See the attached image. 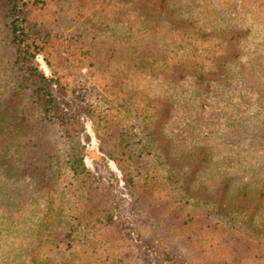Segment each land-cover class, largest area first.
<instances>
[{
    "label": "rangeland",
    "instance_id": "374dc122",
    "mask_svg": "<svg viewBox=\"0 0 264 264\" xmlns=\"http://www.w3.org/2000/svg\"><path fill=\"white\" fill-rule=\"evenodd\" d=\"M17 1L25 41L37 43L20 62L52 79L54 102L74 120L87 180L48 184L35 163L30 191L19 185L31 176L25 145H16L33 133L14 115L27 91L10 92L14 15L0 0V264H264V203L255 214L230 212L240 203L220 188L231 182L228 197L245 187L264 201V0H165L162 12L158 0ZM172 61L173 73L161 71ZM171 92L179 106L168 116ZM137 125L151 153L141 180L128 184L130 148L109 133L130 135ZM54 138L51 159H62ZM37 144L48 153L45 137ZM175 194L213 219L186 204L181 236L160 230L179 210L165 203ZM255 242L260 250L251 252ZM223 251L235 256L209 257Z\"/></svg>",
    "mask_w": 264,
    "mask_h": 264
},
{
    "label": "trees",
    "instance_id": "16d2710c",
    "mask_svg": "<svg viewBox=\"0 0 264 264\" xmlns=\"http://www.w3.org/2000/svg\"><path fill=\"white\" fill-rule=\"evenodd\" d=\"M7 2L11 10V15L9 16L14 15V18L12 19V21H10L11 23L7 24L11 32L9 36V42L11 43L12 49L14 51L12 54H15L14 55L15 59L11 60L10 62L13 63V65L18 64L17 68L12 69L11 76L9 75L10 77L14 78L12 83L13 88H11L10 92L15 93L16 90L27 91V93L26 92L23 93L21 103L17 106L19 110L15 109L14 115L15 117L20 116L21 119H26L29 123L30 132L33 133L31 137L30 136L24 137L21 141L18 140V144L16 145V147L25 145L24 153L22 155V161L24 159V164H23L24 168L30 169V176H31V179L24 178L22 181H18L19 185H24L28 183L25 186V189H29L28 191H30V182L31 180H34L33 177L35 176L36 169L38 168V166H35L36 165L35 163L37 164L40 163L39 167L44 166L45 175L49 176L50 179L52 180V182L48 181L47 182L48 184H56L60 177L61 178L64 177V180L68 179L65 185L71 186L73 185V183L77 185L80 181L84 182L85 180H87V176L84 174L86 173L87 170L84 166L82 156L79 155L80 143L79 141L74 139L73 134L76 133L74 120H72V118L68 116L60 108V106L54 102L52 94L50 92L51 84L53 83L52 79L48 77H44L43 73L36 70L34 67H32L33 69H30V67H28V64L26 62L25 63L24 61L20 62L21 60H29L28 50L32 45L37 46V43L33 41V43L29 44L28 42L25 41L27 37V32L24 30L25 26L20 27V25L18 24V21L20 20L19 15L17 14V8L19 6L18 1L7 0ZM158 4L160 6L159 12L164 11L165 8H161V7L164 6L165 0H158ZM176 56L177 55H175V57ZM175 65H176L175 61H172L171 66H166L165 64L163 66L162 64L161 71H171V73H173L176 69ZM202 75L203 72L198 76L202 77ZM208 78L209 76L203 79L207 80ZM168 99H169L168 101L169 104L166 111L168 116H170L171 113L177 109L179 104L177 103L178 101H176L173 92H171V95L170 97H168ZM30 108L37 112L35 113L36 114L35 117L30 118ZM135 113H138V111H135ZM107 118H108L107 123L109 121L111 122V120L114 119L112 115H110ZM33 119H35L36 121L35 122L32 121L30 125V121ZM54 122H57L58 125L60 126L61 132L58 135H54V132L52 131L51 124ZM112 131L113 130L111 129L110 133ZM124 132L121 131L115 133L114 135L109 133V137L114 139V141L118 138L115 144L124 141L123 144H126L127 146L126 148H124V150L130 148V150L132 151L131 152L130 150L127 149L125 153L126 156L125 159L127 161V165L130 167L129 170L132 172L131 177L129 176L128 180L126 179L125 181L128 184H132L135 181L141 180V177L143 175V170L141 168L142 160L146 156V155L144 156V154L148 152L151 153L149 146L146 144L149 141V136L144 130L143 131L141 130V125H137V127H133V130L128 131L131 132L130 135H126V134L123 135ZM52 136L55 137L53 141L56 144H61L63 147L64 155L62 159L60 158L51 159L52 156H50L51 154L49 152L51 148L54 147V145L50 141V138ZM122 136L125 139L126 138L128 139L123 140L121 138ZM130 136L136 137L140 145H138L137 147L136 146L133 147L132 145L135 144V141L130 142L131 139ZM42 137H45L48 143L50 144V146L48 147L49 149L48 153H42L38 151V148L41 146V144L38 145L37 143ZM30 142H31V147L34 149L32 151H30ZM57 146L58 145H56V147ZM11 147L12 144L8 145V148ZM144 149L146 150V152ZM156 152L159 153L160 150L154 151L153 153ZM135 155L137 159H135ZM149 158L150 156L149 157L146 156V160H148ZM123 172L125 174V169ZM224 184L225 185L220 186L224 198L226 197L230 200H233L236 197L240 203V205H238V207L235 208L231 207L228 204L227 208H231L230 212L241 208L243 209L244 213H248L251 211L255 214L262 208L260 205L261 203H264V201L259 200L260 194H258V192L253 191L251 194H249L248 191H246L245 187H242L241 189H237L236 191H234V193H231L232 195L228 197V195H230L228 184H231V182H225ZM217 185H219L218 182ZM16 186H18V184ZM11 191L12 188L6 191V194H9L10 196L9 198H11L12 196ZM244 199L246 200L243 201ZM248 201H250V204L247 206ZM168 202L169 203L171 202L173 204L171 210H175L177 208L179 210L173 213H169L170 221L168 225L166 226V228L164 225V227H161L160 230H165L166 232L172 234V236L174 237L181 236L180 233L188 228L187 220L184 219L182 210L186 204H190L189 199L182 201L180 196L178 194H175L173 199L171 198L165 203ZM148 204L156 208L159 207L164 208L160 203L155 202L153 199H149ZM190 206L192 207L193 210L192 212L194 216H201L202 213H204L205 215H208L210 219H213L212 215L209 214L210 212L207 209L204 210L203 212L202 211L197 212V208H199V206H196V204H194L193 202L190 204ZM262 211L264 210L262 209ZM80 224L81 222L77 221L75 224H70L69 227L70 229L75 228ZM65 235H69V232H66ZM186 245L188 248L193 249L194 241H189ZM258 246H259L258 243L256 242L252 243L250 247V251L251 252L259 251L260 247ZM234 254H235L234 251L232 252L223 251L218 254L217 253L210 254L209 257L218 259L216 261L220 262L221 260L219 259H224L227 256L234 257L235 256ZM119 259H123V257L120 256ZM34 263L40 264L39 262H34Z\"/></svg>",
    "mask_w": 264,
    "mask_h": 264
}]
</instances>
